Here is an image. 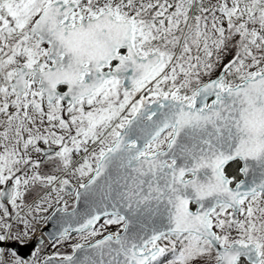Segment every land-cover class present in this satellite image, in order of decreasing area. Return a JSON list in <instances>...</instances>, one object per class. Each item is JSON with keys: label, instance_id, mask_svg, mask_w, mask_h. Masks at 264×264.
<instances>
[{"label": "snow or ice", "instance_id": "1", "mask_svg": "<svg viewBox=\"0 0 264 264\" xmlns=\"http://www.w3.org/2000/svg\"><path fill=\"white\" fill-rule=\"evenodd\" d=\"M0 264H264V0H0Z\"/></svg>", "mask_w": 264, "mask_h": 264}, {"label": "water", "instance_id": "2", "mask_svg": "<svg viewBox=\"0 0 264 264\" xmlns=\"http://www.w3.org/2000/svg\"><path fill=\"white\" fill-rule=\"evenodd\" d=\"M44 233L46 234L50 229L49 228H46L45 225H44ZM36 242L37 241H32V242H29L23 246H18L19 248V252L21 255L23 256H30L31 255V252L32 250L34 249L35 245H36Z\"/></svg>", "mask_w": 264, "mask_h": 264}, {"label": "bare ground", "instance_id": "3", "mask_svg": "<svg viewBox=\"0 0 264 264\" xmlns=\"http://www.w3.org/2000/svg\"><path fill=\"white\" fill-rule=\"evenodd\" d=\"M44 225L43 224H40V225H38V227H37V231H36V233H35V236H34V239H36V238H40L43 234H45L44 233ZM41 230H43V232L41 231Z\"/></svg>", "mask_w": 264, "mask_h": 264}, {"label": "flooded vegetation", "instance_id": "4", "mask_svg": "<svg viewBox=\"0 0 264 264\" xmlns=\"http://www.w3.org/2000/svg\"><path fill=\"white\" fill-rule=\"evenodd\" d=\"M32 241H33V240L27 241L26 244L29 243V242H32ZM33 250H34V249H33ZM33 250H32V252H33ZM61 250L63 251L64 249H61ZM48 251L50 252L51 249L49 248ZM69 251H70V249H69ZM32 252H31V253H32Z\"/></svg>", "mask_w": 264, "mask_h": 264}, {"label": "rangeland", "instance_id": "5", "mask_svg": "<svg viewBox=\"0 0 264 264\" xmlns=\"http://www.w3.org/2000/svg\"><path fill=\"white\" fill-rule=\"evenodd\" d=\"M29 199H31V197H30ZM33 238H34V237H33Z\"/></svg>", "mask_w": 264, "mask_h": 264}]
</instances>
